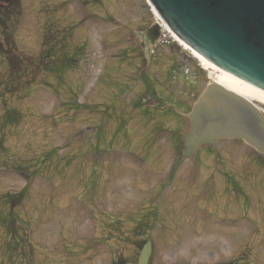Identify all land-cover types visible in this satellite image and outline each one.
Returning a JSON list of instances; mask_svg holds the SVG:
<instances>
[{
  "label": "rangeland",
  "instance_id": "374dc122",
  "mask_svg": "<svg viewBox=\"0 0 264 264\" xmlns=\"http://www.w3.org/2000/svg\"><path fill=\"white\" fill-rule=\"evenodd\" d=\"M0 7V264L134 262L146 239L150 264H264V158L239 140L174 155L211 80L148 47L145 0Z\"/></svg>",
  "mask_w": 264,
  "mask_h": 264
},
{
  "label": "water",
  "instance_id": "95a60500",
  "mask_svg": "<svg viewBox=\"0 0 264 264\" xmlns=\"http://www.w3.org/2000/svg\"><path fill=\"white\" fill-rule=\"evenodd\" d=\"M10 1V0H6ZM192 52L222 72L264 92V0H147ZM187 150L218 139H241L264 154V119L245 99L210 84L190 114ZM146 242L136 264H148Z\"/></svg>",
  "mask_w": 264,
  "mask_h": 264
},
{
  "label": "bare ground",
  "instance_id": "6f19581e",
  "mask_svg": "<svg viewBox=\"0 0 264 264\" xmlns=\"http://www.w3.org/2000/svg\"><path fill=\"white\" fill-rule=\"evenodd\" d=\"M154 16H155V14H154ZM154 20H155V24L157 25V28H158V26H161L162 28H164L162 25V22L158 19L157 16H155ZM168 36L170 38L172 37L170 34H168ZM173 41H175L185 51L190 53L189 50L187 48H185L184 46H182L176 39L173 38ZM194 57L200 62V64L203 66V68L208 71V73L210 75L211 83L219 85V86L223 87L224 89H226V90L238 95L239 97L247 100L248 102L252 103L254 105V107L258 108V110L260 111V114L264 117V110L260 108L261 106H264V92L263 91L258 90V89L254 88V87H252V86H250V85H248L242 81H239V80L233 78L230 75H227V74L213 68L212 66H210L209 64H207L206 62H204L202 59H200L197 56H194ZM258 106H260V107H258Z\"/></svg>",
  "mask_w": 264,
  "mask_h": 264
},
{
  "label": "trees",
  "instance_id": "16d2710c",
  "mask_svg": "<svg viewBox=\"0 0 264 264\" xmlns=\"http://www.w3.org/2000/svg\"><path fill=\"white\" fill-rule=\"evenodd\" d=\"M14 3H15V2H14ZM15 12H17V11H15ZM8 13H9V12L2 11V10H1V7H0V23H2V21H4L5 18H8V17L11 16V15L8 14ZM11 14H12V13H11ZM2 26H3V24H2ZM4 29H5V28H4ZM23 192H24V191H22L17 197H13L12 199H11V198L8 199L7 202H5L6 205L9 204V207L12 208V206H16V205H18V203L20 204L19 201L22 199ZM13 224H14V222H13V220H12V214H11V212L9 211V214L6 215V217H5V219H4V224H3V225L6 226L7 229H9V232H10V233H12V232H13V227H12ZM144 243H145V240L138 242V243H137V249L140 250ZM118 264H124V263L121 262V261H119Z\"/></svg>",
  "mask_w": 264,
  "mask_h": 264
},
{
  "label": "flooded vegetation",
  "instance_id": "af4514ba",
  "mask_svg": "<svg viewBox=\"0 0 264 264\" xmlns=\"http://www.w3.org/2000/svg\"><path fill=\"white\" fill-rule=\"evenodd\" d=\"M145 40H146V42H147V45H148V47L149 46H151V42L153 41V39H154V35H152L151 33H150V31H148L146 34H145V38H144ZM189 103H187L186 101L183 103V107L185 108V107H187V111L189 110V105H188ZM186 111V112H187ZM183 115H185V114H183ZM173 152H174V155L176 154H178L179 153V151H178V149L175 147V145L173 146ZM205 149H207V151H208V147H205ZM209 151H212V149H209ZM177 160V159H176ZM150 198H152V196L150 197Z\"/></svg>",
  "mask_w": 264,
  "mask_h": 264
}]
</instances>
